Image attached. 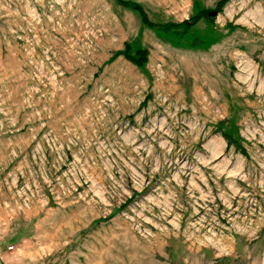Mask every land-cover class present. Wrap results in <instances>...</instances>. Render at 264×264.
<instances>
[{
  "label": "rangeland",
  "instance_id": "1",
  "mask_svg": "<svg viewBox=\"0 0 264 264\" xmlns=\"http://www.w3.org/2000/svg\"><path fill=\"white\" fill-rule=\"evenodd\" d=\"M213 16L0 0V264H264V0Z\"/></svg>",
  "mask_w": 264,
  "mask_h": 264
},
{
  "label": "trees",
  "instance_id": "2",
  "mask_svg": "<svg viewBox=\"0 0 264 264\" xmlns=\"http://www.w3.org/2000/svg\"><path fill=\"white\" fill-rule=\"evenodd\" d=\"M119 3H121L122 5L128 6V8L130 9H134L135 11H137L141 17L140 21H143L144 24L148 25V26H152V27H156L158 29H161L163 31H170V30H177V29H181V32L187 31L191 26H193L195 23H197L198 20L200 19H204L207 20L209 22L213 21V15H214V10L215 9H220V7L222 6V4H224V2L226 0H219L215 5V9L214 10H210V9H200L198 10L195 14L191 15L189 18L182 20L180 22L177 23H162V24H155L152 23L151 21H149V19L146 16V13L144 12V9L141 7L140 4L131 1V0H117ZM137 53L139 55L138 59H132L134 60L136 63L140 64L143 63L145 60V54L146 51L143 50H137ZM225 136V135H224ZM227 137V136H225Z\"/></svg>",
  "mask_w": 264,
  "mask_h": 264
}]
</instances>
